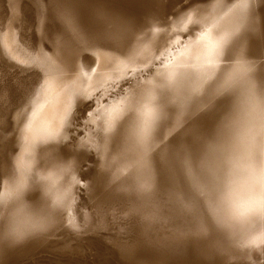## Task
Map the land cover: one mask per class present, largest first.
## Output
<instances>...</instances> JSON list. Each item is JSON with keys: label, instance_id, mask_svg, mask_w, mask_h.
I'll return each mask as SVG.
<instances>
[{"label": "rangeland", "instance_id": "374dc122", "mask_svg": "<svg viewBox=\"0 0 264 264\" xmlns=\"http://www.w3.org/2000/svg\"><path fill=\"white\" fill-rule=\"evenodd\" d=\"M64 2L71 25L61 0H0L1 27L17 35L27 57L0 67V123L43 80L31 53L49 56L61 83L80 70L101 77L95 98L75 115L74 142L95 138L93 116L167 65L186 71L185 92L169 99L155 89L158 97L140 99L123 152L131 175L116 190L121 198L96 202L85 178L62 186L55 208L50 200L18 205L0 223V264H264V0ZM183 13L192 21L178 42L155 38ZM153 51L161 52L156 62ZM149 108L156 115L147 122ZM42 221L47 227L37 230ZM4 229L25 235L4 239Z\"/></svg>", "mask_w": 264, "mask_h": 264}, {"label": "bare ground", "instance_id": "6f19581e", "mask_svg": "<svg viewBox=\"0 0 264 264\" xmlns=\"http://www.w3.org/2000/svg\"><path fill=\"white\" fill-rule=\"evenodd\" d=\"M190 15V13L178 15L170 21L166 28L159 31L155 38L162 37L167 44L178 42V37L182 36L191 25L192 16ZM11 31L6 27H1L0 24V67L3 68L14 67L24 59L27 60V57L23 56L24 49H22L23 52L18 50L20 48H18L17 35H12ZM169 50L165 45V51ZM160 55L161 52L153 51L151 62L158 61ZM29 57L32 63L34 62L33 64L36 63V66L41 67L44 76L40 85L36 86L31 93L29 92L24 100H20L14 106L12 104L11 111L7 112L8 117L6 118L5 114L6 119L0 123V223L11 210L18 205L20 207V204L31 206L50 200L51 207H57L60 193L58 190L62 186L66 188L70 183L80 182L85 178H89L86 187L89 189V195L92 194L96 202L109 197L121 198L123 193L116 190L120 186L121 179L131 175L123 159L125 154L123 152L128 137L136 131L135 120L140 99H143L147 93L153 95L152 91L155 92V89L157 92L166 93L169 99H176L184 94L186 87V71L177 68L176 65H167L158 75H155L154 80L151 81L153 84H149L150 88L149 85L143 87L145 86L143 84L142 87L126 96L123 101L112 105L108 110L99 112L95 119L93 116L92 120L97 133L95 138H89L83 143H81L82 140L74 142L71 132L75 115L84 108L85 102L95 98L97 90L102 85L101 77L96 75V70L95 72L80 70L81 73L73 80L61 83L62 80H59L58 71L49 56L42 54L32 56L31 53ZM154 83H157L160 88H153ZM157 92L155 95L158 97ZM152 109L145 111L147 122L153 114L156 115V111ZM166 135L165 146L170 147L175 139H172V133ZM164 156L167 154L162 156L163 159ZM86 161H93V164L91 167L88 166L89 170L84 171L83 164ZM51 164H54L56 168L50 170ZM96 182L101 184L100 194H97L100 191L96 190V185H94ZM34 210L37 211L35 208ZM15 213L13 215H16ZM212 220L214 223L219 221L218 218ZM9 221L8 224H10ZM6 229L4 231H7ZM200 236L196 234L189 238L185 235L183 239L185 238L188 243L190 239H197ZM209 261L206 262L209 263ZM168 263L166 260H155L146 264ZM201 263L186 258L178 264ZM136 264L142 263L136 262Z\"/></svg>", "mask_w": 264, "mask_h": 264}, {"label": "snow or ice", "instance_id": "6c2138e0", "mask_svg": "<svg viewBox=\"0 0 264 264\" xmlns=\"http://www.w3.org/2000/svg\"><path fill=\"white\" fill-rule=\"evenodd\" d=\"M58 7L65 9V11L62 12V19L64 20V22L66 24L71 25L73 23V18L70 15V13L66 10L68 7H70V5H68L67 3L64 2V0H61V3L58 4ZM96 42H100V40L93 38ZM47 227V224L45 222H40L37 224L36 228L37 230H44ZM25 233L21 232V231H14L13 232V236L14 239H22L24 237Z\"/></svg>", "mask_w": 264, "mask_h": 264}, {"label": "clouds", "instance_id": "9594fccd", "mask_svg": "<svg viewBox=\"0 0 264 264\" xmlns=\"http://www.w3.org/2000/svg\"><path fill=\"white\" fill-rule=\"evenodd\" d=\"M4 239H14L13 233L11 231H7L4 234Z\"/></svg>", "mask_w": 264, "mask_h": 264}]
</instances>
